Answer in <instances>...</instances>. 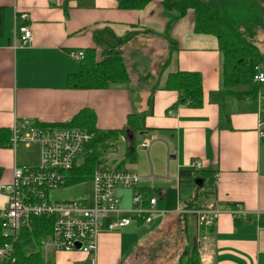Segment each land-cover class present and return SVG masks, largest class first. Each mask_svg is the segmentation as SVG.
I'll use <instances>...</instances> for the list:
<instances>
[{"label":"crops","instance_id":"obj_1","mask_svg":"<svg viewBox=\"0 0 264 264\" xmlns=\"http://www.w3.org/2000/svg\"><path fill=\"white\" fill-rule=\"evenodd\" d=\"M162 2L122 10L116 0H0V128L10 129L16 119L67 123L84 109L95 115L96 127L104 131L125 128L130 114L142 117V129L134 134L135 159L128 169L138 173L140 181L134 189L117 187L116 197L119 207L129 211L133 192H143L156 198V209L163 213L150 226L130 224L118 232L101 233L95 264H134L138 250L162 222L187 245L196 238L197 226L195 218L182 211L191 203L195 208L213 199L221 214L208 240L211 259L206 264H264V226L258 224L264 214V143L258 134L264 91L260 88L253 99L226 94L217 39L194 31L191 9L171 22L172 14ZM15 13L28 16L17 22L32 33L27 46H14ZM116 40L124 41L119 47L123 58L140 54L146 68L131 63L134 77L105 90L67 88V77L80 65L68 56L70 51L99 52ZM157 44L164 47L160 56L155 54ZM127 51L131 55L124 54ZM151 53V61L160 64L156 72L145 74ZM176 71L200 74L202 107L171 109L177 93L164 90V84ZM143 142L149 147L140 148ZM123 143L118 141L113 158L123 157ZM194 161L203 165L199 172L215 177L213 189L196 190L180 182L179 172L191 170ZM14 165L31 164H18L16 148L0 149V184L11 182ZM7 197L0 196V207ZM235 204L249 213L239 224L230 211ZM129 231L135 239L127 242L122 235ZM51 255L52 264L89 260L79 251Z\"/></svg>","mask_w":264,"mask_h":264},{"label":"trees","instance_id":"obj_2","mask_svg":"<svg viewBox=\"0 0 264 264\" xmlns=\"http://www.w3.org/2000/svg\"><path fill=\"white\" fill-rule=\"evenodd\" d=\"M122 10H140L153 0H116ZM165 11L172 14L171 22L184 17L188 10L194 12V31L211 34L217 39L218 50L222 57V88L226 94L239 99L256 98L261 86L253 81L255 74L264 64V1L263 0H163ZM256 38H260L261 45ZM124 43L116 40L99 52L88 50L80 61L79 70L67 77V88L78 90H105L114 85L130 81L128 69L119 47ZM263 72V71H262ZM264 73V72H263ZM164 90L175 91L177 99L171 106L200 108L203 104L202 79L196 72L176 71L166 77ZM262 116L260 119H262ZM96 117L89 110H82L67 123L36 122L39 127H76L91 133L92 139L84 146L82 160L67 173L65 187L90 182L94 170L111 168L128 170L135 159L134 134L142 129V117L137 114L127 116L126 127L121 130H100L96 127ZM11 132L0 128V149L8 148ZM120 139L124 151L121 159L112 158L108 165L107 155L115 151ZM264 143V138L261 139ZM182 170L180 182L194 188H204L205 182L213 183L210 172ZM2 170L0 168V177ZM203 181L202 187L195 180ZM147 195V194H146ZM194 203L187 207L192 208ZM242 219H234L239 224ZM258 224L264 226V214L258 218ZM52 219L32 217L28 227L20 228L17 240L12 246L10 256L1 264H52L53 252L44 253V243L50 240ZM213 229L211 230L212 234ZM197 238V235H196ZM196 238L186 247L176 264H199ZM9 242L2 234L0 225V247ZM87 264H90L88 261Z\"/></svg>","mask_w":264,"mask_h":264},{"label":"built area","instance_id":"obj_3","mask_svg":"<svg viewBox=\"0 0 264 264\" xmlns=\"http://www.w3.org/2000/svg\"><path fill=\"white\" fill-rule=\"evenodd\" d=\"M26 19L28 16L24 13L13 16L15 47L27 46L33 41L27 25L17 27L18 21ZM84 54L85 51L78 50L70 51L68 56L81 61ZM253 81L264 83V73L259 70ZM168 114L173 112L168 111ZM36 122L16 119L10 128L9 148L37 143L39 163L32 166L14 165L11 182L0 184V196L3 193L8 195L4 206L0 207V225L3 236L10 240L0 247V264L10 256L20 228L28 227L32 217L52 219L51 238L43 246L45 254L79 251L88 256L90 264H95L101 233L118 232L130 224L150 226L163 213L156 209V198L143 192H133L129 211L119 207L116 188L134 189L140 181L138 173L130 170L101 167L94 170L90 181V201L86 198L51 201L49 193L65 187L67 173L78 164L84 146L93 135L76 127H39ZM258 134L260 139L264 138V117L258 123ZM148 147L149 142L140 144V148ZM190 168L199 172L203 165L194 161ZM230 211L234 219L249 215L240 204H235ZM182 213L195 218L199 264H206L211 259L208 243L210 232L221 214L219 203L213 199L201 206L187 208Z\"/></svg>","mask_w":264,"mask_h":264},{"label":"rangeland","instance_id":"obj_4","mask_svg":"<svg viewBox=\"0 0 264 264\" xmlns=\"http://www.w3.org/2000/svg\"><path fill=\"white\" fill-rule=\"evenodd\" d=\"M257 44L261 45L260 38H256ZM154 45H156V42H154ZM158 47L154 48L157 49L158 52L155 50V54L157 56H160L162 54L164 47L161 44H157ZM134 46L133 48H135ZM146 47V46H142ZM261 50L264 53V47L261 46ZM124 54L131 53L129 51L125 52ZM123 58V56H122ZM148 64L151 65V67H148L146 69V73H154L156 72L157 66L160 64H154L151 60L154 58V53L149 54ZM141 55L134 56L130 59H128L127 56L123 58V61L125 63L126 68L128 69L129 77H134V73L132 69L130 68L131 63H136L140 68L145 69L146 67H143L146 63L142 60ZM154 61V60H153ZM147 66V65H146ZM149 66V65H148ZM261 70L264 72V64L261 66ZM142 70L141 72H143ZM142 76V75H141ZM144 76V75H143ZM151 78H149V81H151ZM262 91H264V84L261 86ZM37 144V143H36ZM34 143H31L29 147H25L24 144H18L16 147V156H17V162L18 164L23 163H29L31 165H37V154H38V144L36 145ZM264 150V148H263ZM121 154V151L119 150L118 155ZM114 156V155H113ZM112 152L107 155L109 158L108 165L111 163V159L113 158ZM116 157V156H115ZM82 160V157H79L80 163ZM112 166V165H109ZM196 190H199V188H195ZM207 189H213L212 182L206 181L204 184V188H202L203 191ZM212 191V190H211ZM51 201H66V200H75L80 198H86L90 201L92 197V186L90 182H84L80 183L78 185H71L67 186L55 191H52L49 193ZM123 209V208H122ZM163 223V222H162ZM162 223L157 226L156 230L150 235L149 238L144 243V246L139 249L140 255L138 256L137 260H133L134 264H171L172 258L175 257V261L173 259L172 264H176V257L180 256L183 252V250L191 245V240L187 242V245H185L184 241L181 242V238L179 237V233L175 231L172 233V231L169 230L166 226L162 225ZM191 238V237H190ZM122 239L124 241H129L130 239H135L134 236H131V233L123 234Z\"/></svg>","mask_w":264,"mask_h":264},{"label":"water","instance_id":"obj_5","mask_svg":"<svg viewBox=\"0 0 264 264\" xmlns=\"http://www.w3.org/2000/svg\"><path fill=\"white\" fill-rule=\"evenodd\" d=\"M202 183H203V181L201 179L195 180V184H197V186H201Z\"/></svg>","mask_w":264,"mask_h":264}]
</instances>
